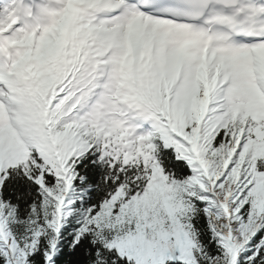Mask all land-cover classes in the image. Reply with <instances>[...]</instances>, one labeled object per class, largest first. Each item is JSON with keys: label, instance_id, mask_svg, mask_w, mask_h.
I'll use <instances>...</instances> for the list:
<instances>
[{"label": "snow or ice", "instance_id": "6c2138e0", "mask_svg": "<svg viewBox=\"0 0 264 264\" xmlns=\"http://www.w3.org/2000/svg\"><path fill=\"white\" fill-rule=\"evenodd\" d=\"M10 173L0 264H264V0H0Z\"/></svg>", "mask_w": 264, "mask_h": 264}, {"label": "trees", "instance_id": "16d2710c", "mask_svg": "<svg viewBox=\"0 0 264 264\" xmlns=\"http://www.w3.org/2000/svg\"><path fill=\"white\" fill-rule=\"evenodd\" d=\"M94 158V157H92ZM91 158L86 157L81 161V165H88L87 168H84L81 171V174L87 173L90 169L93 170L94 174L90 177L93 182H96L98 179L102 178L103 169L100 168L99 164L91 165L89 160ZM157 160L160 162L161 167L165 172L171 170L177 176L184 175L188 173V169L182 163H173L170 160L168 150H164L158 146L157 148ZM80 167V166H78ZM86 179V183H87ZM84 185H80L83 187ZM36 185L32 184L31 181H28L23 174L19 176L10 175L9 178L5 181L3 189H0V192L3 193V198L8 200L12 204L19 205V215L23 216L27 211V205L32 202L33 197L37 195ZM103 193V184L101 183L100 190L95 189L89 190V196L86 200H92L98 198ZM71 198V194L69 195ZM79 203V201L77 202ZM72 224L71 218L69 223L62 229V233L67 231L69 228L74 227Z\"/></svg>", "mask_w": 264, "mask_h": 264}]
</instances>
